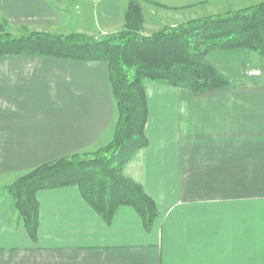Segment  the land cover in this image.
Returning <instances> with one entry per match:
<instances>
[{
  "label": "crops",
  "instance_id": "crops-1",
  "mask_svg": "<svg viewBox=\"0 0 264 264\" xmlns=\"http://www.w3.org/2000/svg\"><path fill=\"white\" fill-rule=\"evenodd\" d=\"M138 1L150 34L251 0ZM130 2L0 0V21L14 35L105 37L126 27ZM207 62L227 86L145 85L148 143L122 174L155 202L152 223L127 204L107 217L70 185L36 193L31 233L9 187L41 164L108 145L119 109L105 61L1 54L0 264H264V57L220 49Z\"/></svg>",
  "mask_w": 264,
  "mask_h": 264
},
{
  "label": "trees",
  "instance_id": "trees-1",
  "mask_svg": "<svg viewBox=\"0 0 264 264\" xmlns=\"http://www.w3.org/2000/svg\"><path fill=\"white\" fill-rule=\"evenodd\" d=\"M143 21L140 2L131 0L126 29L106 38L76 32L0 35V55L23 53L107 62L119 109L114 139L100 148L95 161H85L88 152L65 156L37 166L9 187L31 233L38 224L36 193L70 185H78L107 217L127 204L147 224L152 223L155 202L122 174L123 165L148 143L146 83L158 81L194 92L212 91L227 86L230 80L207 62L210 53L248 49L264 57V1L245 10L164 26L150 34L143 33Z\"/></svg>",
  "mask_w": 264,
  "mask_h": 264
},
{
  "label": "rangeland",
  "instance_id": "rangeland-1",
  "mask_svg": "<svg viewBox=\"0 0 264 264\" xmlns=\"http://www.w3.org/2000/svg\"><path fill=\"white\" fill-rule=\"evenodd\" d=\"M249 2H252L251 4L249 3ZM247 1L246 3H243V4H246V5H240L241 6V8H235V6H232L228 11H238V10H245V8H248V7H251V6H254L255 4H258L257 2L258 1H256V0H251V1ZM261 3V2H260ZM238 6V5H237ZM243 6V7H242ZM227 12V11H226ZM222 13H225V12H222ZM222 13H220V14H222ZM215 15V14H214ZM206 17V16H205ZM198 18H204V17H198ZM198 18H194V19H198ZM192 20V19H191ZM187 21H189V20H187ZM184 22H186V21H184ZM184 22H181V23H184ZM178 24H180V23H178ZM177 25V24H176ZM176 25H166V26H170V27H175ZM142 27H143V25H142ZM163 28V27H162ZM126 29V27L125 28H123L122 30H120L119 32H117V33H115V34H118V33H120L121 31H124ZM5 33H9L11 36H13V37H19V36H25V35H28V34H32V33H44V32H40V31H31V30H27V31H21V33L20 34H18V35H14V34H12L9 30H8V26L6 25V23L5 22H3V21H0V35H4ZM115 34H108V35H106L105 37H98V36H95V38H97V39H99V38H106V37H108V36H112V35H115ZM94 37V36H93ZM102 148H104V146L102 147ZM100 148L99 149H96V150H93V151H89L86 155H85V161H87V162H91V161H95L96 160V158H95V155L96 154H99V153H101L100 152ZM28 173V172H27ZM25 175V174H24ZM22 177V176H21ZM19 179V178H18ZM17 179V180H18Z\"/></svg>",
  "mask_w": 264,
  "mask_h": 264
},
{
  "label": "built area",
  "instance_id": "built-area-1",
  "mask_svg": "<svg viewBox=\"0 0 264 264\" xmlns=\"http://www.w3.org/2000/svg\"><path fill=\"white\" fill-rule=\"evenodd\" d=\"M255 72H257V73H258V71H254L253 73H255Z\"/></svg>",
  "mask_w": 264,
  "mask_h": 264
}]
</instances>
